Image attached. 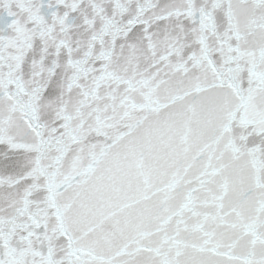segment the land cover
<instances>
[{
  "label": "snow or ice",
  "instance_id": "obj_1",
  "mask_svg": "<svg viewBox=\"0 0 264 264\" xmlns=\"http://www.w3.org/2000/svg\"><path fill=\"white\" fill-rule=\"evenodd\" d=\"M0 264H264V0H0Z\"/></svg>",
  "mask_w": 264,
  "mask_h": 264
}]
</instances>
